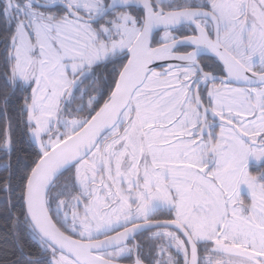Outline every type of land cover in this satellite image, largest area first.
Segmentation results:
<instances>
[{
	"label": "snow or ice",
	"instance_id": "6c2138e0",
	"mask_svg": "<svg viewBox=\"0 0 264 264\" xmlns=\"http://www.w3.org/2000/svg\"><path fill=\"white\" fill-rule=\"evenodd\" d=\"M0 264H264V0H0Z\"/></svg>",
	"mask_w": 264,
	"mask_h": 264
}]
</instances>
